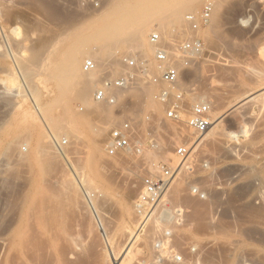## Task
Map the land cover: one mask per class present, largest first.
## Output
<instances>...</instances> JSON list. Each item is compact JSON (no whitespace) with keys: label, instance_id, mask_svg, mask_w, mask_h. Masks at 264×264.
<instances>
[{"label":"rangeland","instance_id":"obj_1","mask_svg":"<svg viewBox=\"0 0 264 264\" xmlns=\"http://www.w3.org/2000/svg\"><path fill=\"white\" fill-rule=\"evenodd\" d=\"M47 1L0 0V263L14 264L11 244L32 233L23 264H112V258L148 264L153 239L173 228L175 250L192 257L180 249L190 239L203 254L201 264H264V0H224L219 25L210 20L198 32L185 15L215 0H106L96 12L77 0ZM50 6L72 13L55 19ZM27 22L34 25L24 40L12 28L24 32ZM154 31L165 44L200 39L201 54L180 79L185 106L208 103L213 121L235 110L245 131L232 134L238 129L228 116L195 139L194 172L179 174L166 198L181 216L171 223L170 213L159 209L132 242L142 178L154 166L174 167V148L194 138L184 118L175 124L165 118L153 98L159 87L146 86L127 93L124 105V114L137 115L145 143L138 153L111 157L104 144L122 118L95 103L93 93L104 74L120 72L121 55L147 60L156 74L148 42ZM70 57H77L80 74L69 79L64 64ZM86 60L96 65V80L85 104L79 87ZM190 182L206 201L190 193Z\"/></svg>","mask_w":264,"mask_h":264},{"label":"built area","instance_id":"obj_2","mask_svg":"<svg viewBox=\"0 0 264 264\" xmlns=\"http://www.w3.org/2000/svg\"><path fill=\"white\" fill-rule=\"evenodd\" d=\"M106 0H77L80 7L96 12L101 11ZM213 12V3L205 2L198 12L188 13L184 19L193 32L208 26ZM149 44L154 48L153 67L156 74L150 72V63L147 60L137 59L133 55H121L118 63L122 67L116 76L104 74L99 81L94 93L93 100L108 108H114L120 114L122 120L111 126L104 144L107 155L120 156L128 152H139L144 145L137 125V115L127 112L124 114L125 104L128 103L125 95L134 91H141L146 86H158L154 94V100L164 107L165 118L172 123H181L185 119L186 127L191 131L194 140L182 143L174 148V167L163 164L154 166L155 170L142 178L139 192L134 200V211L139 225L137 233L145 230L149 217L156 210L165 208L169 212L171 223L180 216L181 211L167 204L166 198L172 187L176 175L194 171V150L197 147L196 140L205 135L212 127L210 105L206 102H195L188 108L184 102V92L180 87V79L195 59L201 54V42L195 36L188 37L180 42L165 44L157 32L149 35ZM96 69L92 60L84 61L82 71L90 73ZM149 141L151 136L147 134ZM199 166L205 168L206 163L199 159ZM190 193L206 201L208 196L196 185L190 182ZM185 213H187L185 211ZM176 229L162 228L160 233L153 239L151 244L152 260L148 264H201L203 254L199 253L193 242L186 239L180 249L186 250L192 257H185L175 250L173 240L176 238ZM171 239V245L169 242ZM177 249V248H176ZM247 264V263H243Z\"/></svg>","mask_w":264,"mask_h":264},{"label":"bare ground","instance_id":"obj_3","mask_svg":"<svg viewBox=\"0 0 264 264\" xmlns=\"http://www.w3.org/2000/svg\"><path fill=\"white\" fill-rule=\"evenodd\" d=\"M72 1V0H71ZM152 1H155L156 3H159V2H157L156 0H152ZM160 1V0H159ZM161 1H163V0H161ZM197 1H199V0H197ZM216 2H214L215 3V8H214V6H213V12H212V16H211V27L213 26V28L215 27H217L218 25H219V23H220V20L222 19V17H223V15H224V12H225V10H226V5H225V2H224V0H215ZM39 2H41V3H43L44 5H47V0H39ZM65 2V1H64ZM68 3L70 2L69 0L67 1ZM151 2V1H150ZM174 2V1H173ZM193 2H195V1H193ZM166 3H167V1H166ZM214 3H213V5H214ZM152 4V3H151ZM173 4V3H172ZM176 4V3H175ZM165 5V4H164ZM163 5V6H164ZM167 5V4H166ZM171 4H169V6H170ZM174 5V4H173ZM173 5H171V6H173ZM177 6H178V4H176ZM192 5V4H191ZM176 6V7H177ZM46 7V6H45ZM48 7V6H47ZM51 8H52V11H53V17L56 19H60V18H63L64 17V15H66L67 13L65 12V11H63V10H57V8L55 7V6H53V7H55V8H53L52 6H50ZM157 8H158V6H156ZM161 7V6H160ZM182 7V6H181ZM149 8V7H148ZM155 8V7H154ZM189 8V7H188ZM187 8V9H188ZM232 8V7H231ZM171 9H174V8H171ZM178 9H180L181 10V8H178ZM185 10V9H184ZM190 10H191V8H190ZM168 11V10H167ZM172 11V10H171ZM176 11H178V12H180L179 10H177L176 8H175V10H174V12L177 14L178 12H176ZM186 11V10H185ZM65 12V13H64ZM70 13H72V11H70ZM70 13L69 14H67V15H70ZM183 13V12H182ZM185 13V12H184ZM172 14V13H171ZM181 14V13H180ZM175 15V14H174ZM172 16V15H171ZM170 16V18H172ZM163 18V17H162ZM180 18V17H179ZM64 19H66V18H64ZM176 19V18H175ZM178 19V18H177ZM249 21V17L247 18V19H241V23L242 24H244V23H247ZM28 23V22H27ZM23 23V31L24 32H21L20 33V31H19V28H17V27H13L12 28V31L14 32V33H16L17 35L16 36H18V37H22L23 36V34L26 32V31H28V30H31L30 28H32V27H30L29 28V26H32V25H34V24H30V23ZM30 24V25H29ZM187 24V23H186ZM3 27V26H2ZM2 27H1V25H0V33H2ZM143 27V26H142ZM141 27V29L139 30V32L138 33H142V31H143V28ZM29 28V29H28ZM136 32H137V30H135ZM135 31H134V33H135ZM145 32V31H144ZM27 33V32H26ZM135 35V34H134ZM136 35H137V33H136ZM26 36V35H25ZM139 36V35H138ZM20 37V38H21ZM19 38V39H20ZM26 38V37H25ZM25 38L24 37H22L21 39H24L25 40ZM140 38V37H139ZM137 38H135V40H136ZM134 40V41H135ZM20 42V41H19ZM22 42V41H21ZM136 42H138L139 43V39H137L136 40ZM135 42V44H137ZM149 42V41H148ZM37 44V43H36ZM141 45V44H140ZM151 45V44H150ZM149 45V47L151 48V46ZM5 50H6V52H8L9 54H10V50H9V48H8V46L7 45H5ZM2 49H3V47H2ZM79 51H80V49H78ZM152 50V49H151ZM4 51V50H3ZM72 53V52H71ZM79 53V52H78ZM82 53V52H81ZM75 54V53H74ZM73 54V55H74ZM76 55H78V54H76ZM262 55H264V50H263V54ZM69 56V55H68ZM68 56H67V58H68ZM78 57H79V55H78ZM64 65H66V74H67V77L69 76V77H71V78H76V77H78V74H80V73H78V63H77V57H70L69 58V60L67 61V63L66 64H64ZM96 66V65H95ZM96 72H95V70L94 71H92V72H90V73H85V75L86 76H84V77H82V75H80V77H82L83 79H82V81H80V87H79V100H80V102H82V103H85L86 104V101H87V98L89 97V94L91 93V89H92V86H91V84H93V83H95V76H94V74H95ZM82 74H84L83 72H82ZM21 76V75H20ZM68 77V78H69ZM70 79V78H69ZM180 86H181V84H180ZM25 88V87H24ZM147 89V88H146ZM145 89V90H146ZM27 95V94H26ZM28 96V95H27ZM29 98H30V94H29ZM252 99H254V97H249V98H247V99H245V100H243V102H245V101H250V100H252ZM240 103H242V102H240ZM240 105V104H239ZM35 106V105H34ZM155 106V105H154ZM38 109H36V111H37ZM154 110V109H153ZM109 113V112H108ZM39 114V117H40V119L41 120H43L41 117L42 116H40V113H38ZM228 116H231L232 117V119L234 118V121H235V125L237 126L236 128L238 129V131H236V132H234V133H232V134H234L235 136H239V134L241 133V132H244L245 131V129L243 128V127H241V123L239 122V117H238V115H237V113H235V110H227L224 114H222L221 116H219L218 118H216L215 119V121H213V123H212V127L209 129V131L210 130H214V128L215 127H217L222 121H223V119L225 118V117H228ZM239 129H240V131H239ZM215 131V130H214ZM209 134V133H208ZM188 137V136H187ZM59 142V141H58ZM55 145H56V143H55ZM165 145H166V143H165ZM57 146V145H56ZM163 149V148H162ZM164 153V152H163ZM179 175V174H178ZM178 175H176L175 177H174V179H173V182H175V179H177V177H178ZM172 182V183H173ZM84 196H85V198H86V200H89L88 199V195H87V193L86 192H84ZM155 212H157L156 210L153 212V214L149 217V219H148V221H147V223H149V221L151 220L152 221V219H154L153 217H154V215H155ZM146 223V224H147ZM146 227V226H145ZM24 231H25V229H24ZM27 232V231H26ZM22 233V232H21ZM20 233V234H21ZM19 234V232L17 233V235ZM19 234V235H20ZM31 235H32V233H30ZM137 234L138 233H134L133 235H132V242L133 241H135L136 239H137ZM26 235V234H25ZM29 235V234H28ZM30 235V236H31ZM27 236V235H26ZM24 237L23 235L21 236V237H19L20 239V241H19V243H17V244H11L12 245V250L14 251L13 253H16L17 254V256L13 259V260H15V263L17 264H23L24 263V257H25V254H24V249H25V246H26V249L28 248L27 247V244L25 243V242H28V241H26V240H28V238L30 237V236H27V237ZM33 236H35V234L33 235ZM12 237H13V234H12ZM16 238V237H15ZM29 239H31V237L29 238ZM17 240V239H16ZM35 241V239L34 240H32V242H34ZM11 242V241H10ZM22 242V243H21ZM31 244V243H30ZM35 245V244H34ZM28 246H29V244H28ZM8 247H10V246H8ZM31 246H29V248H30ZM35 247V246H34ZM11 248V247H10ZM32 248V247H31ZM9 250V249H8ZM11 250V251H12ZM22 250V251H21ZM32 250V249H31ZM26 252H27V250H26ZM12 252H10V254H11ZM16 254H14V256L16 255ZM23 254H24V256H23ZM26 254H28V253H26ZM4 255V254H3ZM12 255V254H11ZM10 255V256H11ZM9 256V255H8ZM13 256V257H14ZM35 256V255H34ZM3 257V256H2ZM37 257V256H36ZM10 258H12V257H9V259ZM16 258H17V260H18V262H16ZM26 258V257H25ZM39 257H37V259H38ZM3 259V258H2ZM7 257H5L4 258V262H8V260H9ZM7 260V261H6ZM39 260V259H38ZM3 261V260H2ZM9 261H12V260H9ZM3 263V262H2ZM14 263V264H15ZM26 263V262H25ZM36 263V262H35ZM121 263V259L120 260H115L114 258H112V264H120ZM1 264V263H0ZM4 264V263H3ZM6 264H8V263H6Z\"/></svg>","mask_w":264,"mask_h":264}]
</instances>
